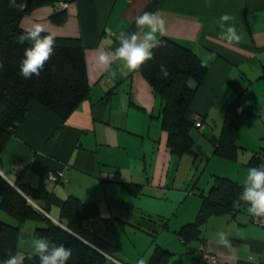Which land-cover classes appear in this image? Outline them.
<instances>
[{
    "label": "crops",
    "instance_id": "obj_1",
    "mask_svg": "<svg viewBox=\"0 0 264 264\" xmlns=\"http://www.w3.org/2000/svg\"><path fill=\"white\" fill-rule=\"evenodd\" d=\"M59 2L67 3L60 22L54 14ZM144 12L162 16V36L189 47L207 66L190 106L199 124L191 132L194 155L171 152L161 126L162 102L139 70L123 75L117 64L110 71L99 63L101 53L119 47L112 34L137 31L135 19ZM223 14L233 17L229 23L241 36L238 44L220 39L217 21ZM36 24L55 37L80 40L89 92L64 120L30 102L0 154V175L62 227L61 209L69 197L94 203L103 218H115L121 248L106 255V264H117L113 259L150 264L155 247L166 251L161 264H249V256L264 264V228L251 223L249 205L236 203L231 212L208 215L197 238L183 242L178 234L195 220L214 177L244 185L250 160L264 145V0H48L23 16L19 26L27 31ZM235 98L251 115L240 120L237 155L230 160L217 155L215 146ZM205 161L209 173L199 185L203 174L196 177L192 169ZM50 171L66 180L49 181ZM20 185L44 192L29 198ZM131 185L138 186L137 193L127 188ZM0 219L16 224L1 209ZM41 222L20 223L18 238L30 240ZM220 232L231 248L217 243ZM203 252L213 260H203Z\"/></svg>",
    "mask_w": 264,
    "mask_h": 264
},
{
    "label": "trees",
    "instance_id": "obj_2",
    "mask_svg": "<svg viewBox=\"0 0 264 264\" xmlns=\"http://www.w3.org/2000/svg\"><path fill=\"white\" fill-rule=\"evenodd\" d=\"M48 0H0V154L8 137L23 122L26 108L36 101L60 120H64L78 104L87 97L89 83L86 71L84 46L77 38L55 39V50L45 64L39 77L24 79L20 75V63L30 41L20 43L19 37L26 33L19 26L23 16ZM23 6L22 8L20 6ZM64 10V9H63ZM63 10L56 8L55 16L63 17ZM49 34V33H42ZM164 46L154 49V59L138 69L148 80L162 102L161 126L168 133V146L176 156L194 155L191 132L198 123L191 116V102L207 72V66L184 44L169 37H160ZM165 65L169 75L160 74V65ZM251 110L237 98L233 99L224 115L215 153L234 160L237 155L239 123L250 116ZM199 122V121H198ZM264 138V137H263ZM264 158V145L251 160L258 167ZM244 185L225 177L215 176L209 195L202 199L195 220L184 225L179 235L182 241L197 238L200 226L210 214L231 212L237 204H244L239 195ZM20 190L29 198L42 195L41 187L20 185ZM134 193L136 185L127 186ZM0 209L10 214L16 224L0 219V261L17 249L20 223L30 218L42 221L34 228V235L72 249L67 264H106V255L114 256L121 248L115 218H103L94 203H82L69 197L62 205L65 220L62 227L34 207L13 185L0 175ZM166 251L155 247L149 263L161 264ZM24 264H39V259H25Z\"/></svg>",
    "mask_w": 264,
    "mask_h": 264
},
{
    "label": "clouds",
    "instance_id": "obj_3",
    "mask_svg": "<svg viewBox=\"0 0 264 264\" xmlns=\"http://www.w3.org/2000/svg\"><path fill=\"white\" fill-rule=\"evenodd\" d=\"M15 6V0H11ZM23 7L22 5L20 6ZM233 17L223 14L217 21L221 29L220 39L227 44H238L241 36L238 34L234 24L229 23ZM137 31L128 34L121 31L118 35H112L119 43L112 52H104L99 55V63L111 71V66L117 64V70L123 75L140 69L146 62L154 59V49L164 46V41L158 37L165 32V20L158 13L144 12L135 19ZM45 29L36 24L19 37L23 44L30 41L31 46L25 48L24 57L20 63V75L24 79H30L33 75L39 77L45 64L50 60L55 50V35L43 34ZM119 62V63H117ZM3 65L0 64V68ZM115 75V72L111 73ZM160 74L166 78L169 75L165 65H160ZM239 200L248 204L247 212L258 220H264V167H252L247 170V179L239 195ZM217 243L231 248V242L223 232L218 233ZM29 245L27 252L24 246ZM15 253L9 252L8 258L0 261V264H24L25 259L36 257L39 264H67L72 256V249L63 244L57 245L47 238L38 237L31 234L30 240L18 238ZM249 264H255L256 257H248ZM138 264H145L144 259H140Z\"/></svg>",
    "mask_w": 264,
    "mask_h": 264
},
{
    "label": "built area",
    "instance_id": "obj_4",
    "mask_svg": "<svg viewBox=\"0 0 264 264\" xmlns=\"http://www.w3.org/2000/svg\"><path fill=\"white\" fill-rule=\"evenodd\" d=\"M67 6V3L65 2H59L58 3V6L57 8L58 9H65ZM259 166L261 167H264V158L261 160ZM47 179L49 181H52V182H56V181H65L66 179L63 178L62 176V173L61 172H53V171H50L47 173ZM39 211H41L43 214H45L46 216H48L42 209L38 208ZM250 221L251 223H253L254 225H257V226H260V227H263L264 228V220H258L256 218H253L251 215H250ZM201 249V248H200ZM202 250V249H201ZM202 258L203 260H206V261H212L213 260V257L209 254H207L206 252H203V255H202ZM117 264H125V263H122L120 261H117L115 259H113Z\"/></svg>",
    "mask_w": 264,
    "mask_h": 264
},
{
    "label": "rangeland",
    "instance_id": "obj_5",
    "mask_svg": "<svg viewBox=\"0 0 264 264\" xmlns=\"http://www.w3.org/2000/svg\"><path fill=\"white\" fill-rule=\"evenodd\" d=\"M205 163H206V165H205ZM198 163H196V165H197ZM195 165V166H196ZM209 165H210V162H207V161H205L204 162V164H201L200 165V167L197 169H195L194 167H193V169H192V174H194L195 173V176L196 177H199L200 175H202L203 174V176L200 178V180H199V185H202V184H204L205 183V180H206V175H208V173H209V170H208V167H209ZM196 167H198V165L196 166ZM195 177V178H196ZM197 179V178H196ZM196 181V180H195ZM194 197H198L197 195H194ZM140 233H142V234H145L146 235V233H144V232H139V235H142V234H140ZM125 245L128 247V246H131L132 245V242L130 241V239H128V238H126L125 239Z\"/></svg>",
    "mask_w": 264,
    "mask_h": 264
}]
</instances>
